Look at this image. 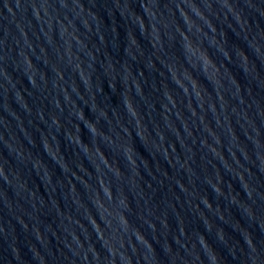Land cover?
Wrapping results in <instances>:
<instances>
[{
    "label": "water",
    "instance_id": "95a60500",
    "mask_svg": "<svg viewBox=\"0 0 264 264\" xmlns=\"http://www.w3.org/2000/svg\"><path fill=\"white\" fill-rule=\"evenodd\" d=\"M0 264H264V0H0Z\"/></svg>",
    "mask_w": 264,
    "mask_h": 264
}]
</instances>
